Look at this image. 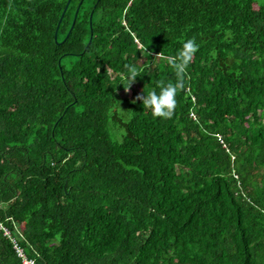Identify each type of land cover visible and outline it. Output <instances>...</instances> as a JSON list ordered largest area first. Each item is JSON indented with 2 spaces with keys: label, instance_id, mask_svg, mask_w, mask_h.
<instances>
[{
  "label": "trees",
  "instance_id": "obj_1",
  "mask_svg": "<svg viewBox=\"0 0 264 264\" xmlns=\"http://www.w3.org/2000/svg\"><path fill=\"white\" fill-rule=\"evenodd\" d=\"M69 1L0 0V264H264V0Z\"/></svg>",
  "mask_w": 264,
  "mask_h": 264
},
{
  "label": "clouds",
  "instance_id": "obj_2",
  "mask_svg": "<svg viewBox=\"0 0 264 264\" xmlns=\"http://www.w3.org/2000/svg\"><path fill=\"white\" fill-rule=\"evenodd\" d=\"M198 46L193 40H187L184 42L182 48L178 51L173 67L177 74V81L175 83H168L163 86L159 91H150L149 93L138 96L136 99L142 101L143 107L151 109V113L154 117H168L171 115L172 110L176 105V94L179 88L183 85L182 73H184L187 65L192 59L193 54L197 51ZM138 69L129 65L127 67V75L129 81V87L138 77ZM128 87V88H129ZM134 103L136 101H133Z\"/></svg>",
  "mask_w": 264,
  "mask_h": 264
},
{
  "label": "built area",
  "instance_id": "obj_3",
  "mask_svg": "<svg viewBox=\"0 0 264 264\" xmlns=\"http://www.w3.org/2000/svg\"><path fill=\"white\" fill-rule=\"evenodd\" d=\"M1 226L3 227L4 231H5V236H8V237H11V232L9 230L8 227H5L2 225L1 223ZM13 242L15 243V249L18 253V255L23 259V264H37L35 262V260H32V259H28L24 254H23V250L21 249V247L19 246V244L17 243V241L13 238Z\"/></svg>",
  "mask_w": 264,
  "mask_h": 264
},
{
  "label": "water",
  "instance_id": "obj_4",
  "mask_svg": "<svg viewBox=\"0 0 264 264\" xmlns=\"http://www.w3.org/2000/svg\"><path fill=\"white\" fill-rule=\"evenodd\" d=\"M72 1H73V0H70V1H69V4H68V6H67L65 12H63V14H62V16H61V18H60V21H59V23H58V25H57V27H56V32H55V38H56V40H57V34H58V30H59L60 24H61V22L63 21V18H65V16H66V12H67V10L69 9V7H70ZM79 12H80V9L78 10L77 15H76V21H77V18H78V14H79ZM93 18H94V14H92V16H91L92 30H93ZM76 21L74 22V25H73L71 31L69 32V35L71 34L72 30L74 29ZM69 35H68V36H69ZM93 37H94V34H92V38H91V40H90V42H89L87 48H89V46L91 45V43H92V41H93Z\"/></svg>",
  "mask_w": 264,
  "mask_h": 264
},
{
  "label": "rangeland",
  "instance_id": "obj_5",
  "mask_svg": "<svg viewBox=\"0 0 264 264\" xmlns=\"http://www.w3.org/2000/svg\"><path fill=\"white\" fill-rule=\"evenodd\" d=\"M124 97H135L137 95V90L136 89H129L126 90L122 93Z\"/></svg>",
  "mask_w": 264,
  "mask_h": 264
}]
</instances>
